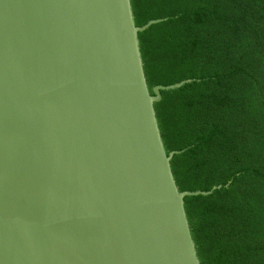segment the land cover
I'll use <instances>...</instances> for the list:
<instances>
[{
  "label": "water",
  "instance_id": "water-1",
  "mask_svg": "<svg viewBox=\"0 0 264 264\" xmlns=\"http://www.w3.org/2000/svg\"><path fill=\"white\" fill-rule=\"evenodd\" d=\"M132 0H0V264H201ZM217 190V189H214Z\"/></svg>",
  "mask_w": 264,
  "mask_h": 264
},
{
  "label": "trees",
  "instance_id": "trees-1",
  "mask_svg": "<svg viewBox=\"0 0 264 264\" xmlns=\"http://www.w3.org/2000/svg\"><path fill=\"white\" fill-rule=\"evenodd\" d=\"M132 3L201 264H264V0Z\"/></svg>",
  "mask_w": 264,
  "mask_h": 264
}]
</instances>
